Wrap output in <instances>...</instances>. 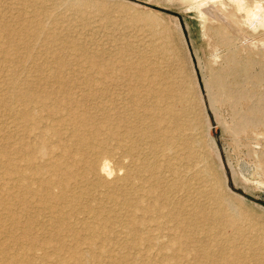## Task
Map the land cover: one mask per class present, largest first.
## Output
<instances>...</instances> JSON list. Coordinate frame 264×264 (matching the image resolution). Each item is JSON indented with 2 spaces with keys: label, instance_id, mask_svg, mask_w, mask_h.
Returning <instances> with one entry per match:
<instances>
[{
  "label": "bare ground",
  "instance_id": "bare-ground-1",
  "mask_svg": "<svg viewBox=\"0 0 264 264\" xmlns=\"http://www.w3.org/2000/svg\"><path fill=\"white\" fill-rule=\"evenodd\" d=\"M67 5L76 10L101 9L85 0ZM27 6L37 15L18 16L19 29L0 22V34L18 33L21 45H15L14 36L6 49L0 50L15 66L19 60H33L28 43L35 41L50 61H30L34 72H46L39 80H29L23 74L18 78L12 67L5 69L2 84L7 89L0 93V106L15 101L18 106L5 107L10 128L2 138L8 143H0V178L4 177L0 180V211H5V215L0 212V264H245L246 260L264 264V235L246 236L239 216L231 210L228 213L227 202L214 190L205 197L196 192L193 182L188 183L193 180L186 182L190 165L181 160L180 146L185 143L179 119L182 112L170 103L161 108L157 101L162 97L155 96L153 102V76L148 68L128 66V80L133 84L124 93V103L117 105L104 92L106 82L118 80L111 76L114 62L104 64L99 59L101 51L90 52L86 43L48 31L41 20L46 11L27 4L22 9ZM260 8L247 11L250 22L260 18ZM129 17V24L140 18L152 31L153 17ZM53 46L71 54L66 52L65 59ZM76 59L91 72L76 68L81 76L72 80L79 81L77 85L84 90L75 96L61 76L69 68L75 69ZM92 71L102 76L95 78ZM55 84L57 87H51ZM95 99L99 100L96 106L88 103ZM123 147L126 153L138 155L134 167L124 168L120 158L122 163L115 161L110 169L106 161L111 162L115 150ZM108 168L124 172L110 178ZM200 198L208 204L201 205ZM97 199H104L109 207L102 202L94 205ZM45 212L49 213L47 219L41 214ZM167 223L171 225L168 228ZM153 227L171 233L165 242L164 237L154 242L160 250L156 260L149 252L156 239L153 233L158 232H153ZM4 230L9 234L2 236ZM240 239L244 252L237 243ZM37 247L42 254L30 251Z\"/></svg>",
  "mask_w": 264,
  "mask_h": 264
},
{
  "label": "rangeland",
  "instance_id": "rangeland-1",
  "mask_svg": "<svg viewBox=\"0 0 264 264\" xmlns=\"http://www.w3.org/2000/svg\"><path fill=\"white\" fill-rule=\"evenodd\" d=\"M85 1L99 4L102 11L90 8L73 9L67 5L72 0H0V22L7 23L10 28L16 30L18 27L20 28L19 23L16 22L18 16L33 18L32 16L37 15L35 10L31 11L30 6L23 10V4L32 5V7L34 5L41 6L47 13L41 19L45 29L59 32L66 37L65 40L86 43L85 46L90 52L101 51L99 59L104 64L108 61L114 62L115 71L111 76L118 77V80L115 82L107 80L108 82L104 84V92L116 100L117 105L124 103L123 101L127 98L124 93L128 86L133 84L128 80V66L133 64L139 69L148 68L153 76V102H155V96L162 97L157 101L161 108L170 103L179 110V114L182 112L179 119L182 118L185 143L180 146L182 157H184H181V160L182 163L188 162L190 165L186 182L193 180L188 183L191 185L193 182L192 185L196 188V192L201 191V195L205 197L214 190L215 194H218L225 203L227 202L228 213L231 210L239 216V223L246 231L244 232L246 236H263L264 0H244L240 4H236V1L233 0H202V2L200 0ZM139 3L149 4L164 11L145 8ZM239 6L241 7L238 8ZM256 6L262 7L260 8L262 14L260 18L258 17V22L254 20L252 23L245 15H247V11L253 12ZM205 9H211L212 12H204ZM170 13L181 17L191 54L177 17ZM131 15L153 17L152 31L145 26L146 23L140 18L135 23L129 24L128 19ZM261 18H263L262 21H259ZM17 34L1 33L0 49L5 50L7 43L14 36L12 40L15 45L16 43L21 45L20 36ZM27 40L29 41V39ZM28 44L32 48L33 60H19L15 66L10 61L11 57L0 50L2 52L0 54V93L6 92L7 88L5 87L7 86H4L6 81L4 79H6L5 74L9 67L14 69V76L18 78L25 76L29 80H39L45 76L43 74L46 72L42 74L34 72L31 69L32 62L30 61L41 63L45 59L49 62L50 57L41 54L39 42L30 41ZM53 49L57 54L67 59V51L61 50L59 46H53ZM19 51L21 50L19 49ZM67 53L71 54L70 51ZM75 61L78 63L75 69L69 68L63 73L61 79L68 81L72 94L76 96L82 93L84 88L77 85L80 83L79 81L72 80L81 76V73L75 72V70L78 69L77 67H83L85 71L88 69L78 59ZM91 75L95 78L102 76L94 74L93 71ZM106 84L108 85L106 86ZM200 85L203 87V92H201ZM51 87L57 86L55 84ZM33 88L37 87L33 86ZM88 103L96 106L99 100L95 99ZM10 105L17 107L18 102L0 106V143L4 144L8 141L2 136L10 128V120L9 116L5 114V107ZM162 126L157 128L160 129ZM153 128L156 129V126L154 125ZM113 145L110 147H114ZM127 145L128 143H125L123 146L128 149L129 145ZM126 149L115 150L117 153L114 152V158L110 159L113 162L106 161L105 165L107 164L113 170L115 161L122 163L123 160L124 168L134 167L133 162H136L138 155L135 152H128V150L126 153ZM121 153L122 157H120ZM125 153L128 157H124ZM132 154L133 156H131ZM19 161L20 159L17 160V162ZM110 169L108 168L110 178L115 174L121 176L124 172L122 169L117 171L115 168V172ZM168 174L167 176L170 175ZM199 200L201 205L208 204L204 198ZM104 201V199H100V202L109 207L110 203ZM100 202L94 200L93 203L95 205ZM13 210L17 211L18 208L13 207ZM0 212L5 215V211ZM41 214L46 219L49 217V213ZM167 225V228L171 226L170 223ZM5 230L2 236L9 234ZM155 230L153 227V232ZM156 231L159 232L156 233L159 238L153 233V237L156 239H153L154 246L149 251L155 260L160 250L155 247L156 243L154 242L156 240L161 242L163 237L162 241L165 242L171 235V233L167 234L166 230L158 229ZM161 231L163 235L160 234ZM241 240L237 243L244 252L246 247L242 245ZM17 248L20 247L17 246ZM30 249L37 255L43 253L38 250V247ZM245 264L253 263L246 260Z\"/></svg>",
  "mask_w": 264,
  "mask_h": 264
},
{
  "label": "water",
  "instance_id": "water-1",
  "mask_svg": "<svg viewBox=\"0 0 264 264\" xmlns=\"http://www.w3.org/2000/svg\"><path fill=\"white\" fill-rule=\"evenodd\" d=\"M125 1H131V0H125ZM139 4H140L141 6H143V7H145V8H149V9H152V10L164 11V10L159 9V8H157V7H153V6L149 5V4H145V3H139ZM165 12H166V11H165ZM168 13H169V12H168ZM170 14H173L174 16L177 17V19H178V21H179V25H180L181 30H182V33H183V37H184L185 42L187 43V46H188V45H189V44H188V38H187V35H186L185 30L183 29V23H182V19H181V17H179L178 15H176V14H174V13H170ZM188 50H189V53L191 54V49H190L189 46H188ZM192 61H193V63H194L193 57H192ZM200 89H201V92H203V87H201V85H200Z\"/></svg>",
  "mask_w": 264,
  "mask_h": 264
}]
</instances>
